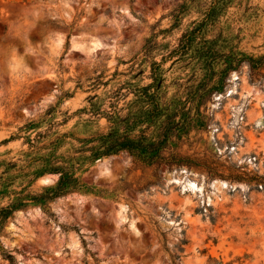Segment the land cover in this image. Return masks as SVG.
Here are the masks:
<instances>
[{"label":"rangeland","instance_id":"obj_1","mask_svg":"<svg viewBox=\"0 0 264 264\" xmlns=\"http://www.w3.org/2000/svg\"><path fill=\"white\" fill-rule=\"evenodd\" d=\"M190 4L0 0V264H264V0L203 31L212 73L173 54L202 19ZM154 62L177 112L163 154L183 163L94 161L85 141L109 124L93 111L126 115ZM50 163L71 178L53 199Z\"/></svg>","mask_w":264,"mask_h":264},{"label":"trees","instance_id":"obj_2","mask_svg":"<svg viewBox=\"0 0 264 264\" xmlns=\"http://www.w3.org/2000/svg\"><path fill=\"white\" fill-rule=\"evenodd\" d=\"M233 0H190V6H185L184 11L196 9L201 14V21L192 31L185 33L179 43V47L173 54L181 58L191 56L190 59L198 61L197 66L207 73L214 71V66L224 56L216 47L217 40H205L202 36L203 31L214 26L219 17L226 11ZM201 41L198 42V40ZM237 59V63H241ZM161 64H152L153 83L147 87L136 89V101L129 105L126 115H121V111L111 113H101L100 110L93 111L95 115H104L109 124V131L85 142H97L98 147H91L88 151L93 153V160L118 155L121 152L138 154L140 160L148 165H181L183 159L176 155L164 156V152L170 150L169 146L174 138V124L177 112L167 109L164 104V97L161 86ZM227 69V68H226ZM138 127H145L138 140L130 137ZM152 129L151 136L147 133ZM39 137V136H38ZM32 148L36 145L31 144ZM46 172L60 173L61 183L57 193L52 197L57 198L67 193L68 181L64 167H58L50 163L45 168ZM20 206H11L4 210L5 217L17 210ZM8 259L12 260L11 256Z\"/></svg>","mask_w":264,"mask_h":264},{"label":"bare ground","instance_id":"obj_3","mask_svg":"<svg viewBox=\"0 0 264 264\" xmlns=\"http://www.w3.org/2000/svg\"><path fill=\"white\" fill-rule=\"evenodd\" d=\"M17 57V56H16ZM15 60V59H14ZM14 60H12V61H14Z\"/></svg>","mask_w":264,"mask_h":264}]
</instances>
